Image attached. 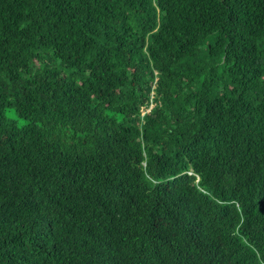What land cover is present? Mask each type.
<instances>
[{"label": "trees", "instance_id": "1", "mask_svg": "<svg viewBox=\"0 0 264 264\" xmlns=\"http://www.w3.org/2000/svg\"><path fill=\"white\" fill-rule=\"evenodd\" d=\"M0 264H264V0H0Z\"/></svg>", "mask_w": 264, "mask_h": 264}, {"label": "rangeland", "instance_id": "2", "mask_svg": "<svg viewBox=\"0 0 264 264\" xmlns=\"http://www.w3.org/2000/svg\"><path fill=\"white\" fill-rule=\"evenodd\" d=\"M146 111H148V110H146ZM145 110H144V112H146Z\"/></svg>", "mask_w": 264, "mask_h": 264}]
</instances>
